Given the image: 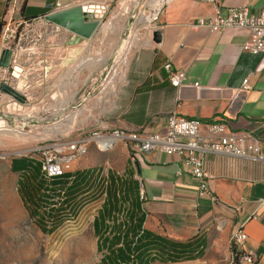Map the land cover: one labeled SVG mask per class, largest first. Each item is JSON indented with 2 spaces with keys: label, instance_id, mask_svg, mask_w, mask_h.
<instances>
[{
  "label": "crops",
  "instance_id": "crops-1",
  "mask_svg": "<svg viewBox=\"0 0 264 264\" xmlns=\"http://www.w3.org/2000/svg\"><path fill=\"white\" fill-rule=\"evenodd\" d=\"M12 1L21 8L24 4L47 8L48 13L57 3L72 6L88 3L0 0V32ZM242 5L258 12L264 9V0H168L157 23L159 41L139 48L132 56L126 83L117 94L118 122L122 129L160 131L165 128L166 116L175 112L204 123L221 120L232 131L247 134L264 155V52L260 56L245 52L246 31L226 29L211 33L206 28L194 27L201 18H209L216 12L225 16L230 8ZM77 38L79 47L86 49L90 40ZM169 62L175 70L186 73L179 88L171 85L164 68ZM12 160L10 168L19 179L20 173L13 170ZM205 163L211 176L208 184L212 195L200 196L199 181L190 175L183 158L158 151L139 155L133 169L134 178L140 183L142 205L140 212H134L130 225H136L135 216L143 215V229L151 235L137 242L129 264H234L233 231L242 223L247 234L244 252L256 255L257 264H264V206L260 204L264 200V162L209 154ZM95 183L97 180L89 184L91 191ZM75 185L72 176L64 187H54L55 193L67 195L58 210L63 222L53 233L70 221V215L74 217L76 206L85 197L83 194L70 197ZM59 204L53 205L54 209ZM254 214L258 219L251 218ZM154 236L168 239L169 253L185 258L165 262ZM95 237L102 258L108 253L107 244L96 234ZM240 254L238 264H248Z\"/></svg>",
  "mask_w": 264,
  "mask_h": 264
},
{
  "label": "rangeland",
  "instance_id": "rangeland-1",
  "mask_svg": "<svg viewBox=\"0 0 264 264\" xmlns=\"http://www.w3.org/2000/svg\"><path fill=\"white\" fill-rule=\"evenodd\" d=\"M85 2L91 3L84 5L86 10L101 21L86 49L79 47L74 34L40 19H14L21 23L9 49L16 62L2 78L25 102L0 97V264H99L101 260L93 220L103 199L70 215L59 231L42 232L18 194V174L10 168L14 157L60 162L64 172L100 168L103 177L125 178V172L136 166L127 140L118 138L105 150L98 137L122 129L116 98L126 83L132 56L155 43L154 1Z\"/></svg>",
  "mask_w": 264,
  "mask_h": 264
},
{
  "label": "built area",
  "instance_id": "built-area-1",
  "mask_svg": "<svg viewBox=\"0 0 264 264\" xmlns=\"http://www.w3.org/2000/svg\"><path fill=\"white\" fill-rule=\"evenodd\" d=\"M167 2L168 0L152 18V22L159 19ZM70 7L73 6L57 3L55 9L51 12ZM20 11L21 5L16 1H12L7 7L6 17L3 21L4 25L0 32V62L3 51L9 50L10 43L17 40L18 27L21 23L16 24L17 21H14V19L18 16L21 17ZM44 17H39L34 21L40 19L42 22L48 23ZM194 27L206 28L211 33H222L226 29L246 31L247 39L243 44L245 52L254 56H260L264 52V9L252 12L247 5L233 7L228 10L225 16L216 12L209 18L199 19ZM15 62L11 58L8 68L0 64V97L7 95L1 91V85L6 84L9 86L3 80L2 74H6ZM164 68L169 73L171 85L179 88L186 77L185 71L175 70L170 62ZM244 86L248 87L247 81H244ZM165 123V128L160 131H149L147 128L116 129L112 133L104 134L98 138L119 137L127 140V144L131 146L134 163H138L139 155L153 151L180 156L188 166L190 175L199 181L200 196L212 195L208 184L211 176L206 168V155L216 154L264 162V155L247 134L232 131L229 125L221 120L204 123L199 119L181 117L175 112L166 116ZM81 150L82 146L79 152ZM43 170L47 178H53L64 173L63 165L60 162L43 163ZM212 198L215 199L213 196ZM260 204L264 206V200H261ZM251 218L258 219V215L254 214ZM244 225V223L240 224L233 231L232 247L237 252L242 253L241 258L248 264H257L258 257L256 255L244 252L243 245L247 240Z\"/></svg>",
  "mask_w": 264,
  "mask_h": 264
},
{
  "label": "trees",
  "instance_id": "trees-1",
  "mask_svg": "<svg viewBox=\"0 0 264 264\" xmlns=\"http://www.w3.org/2000/svg\"><path fill=\"white\" fill-rule=\"evenodd\" d=\"M49 12L47 8H31L25 4L22 6L20 14L26 21H34L45 16ZM134 158V157H133ZM12 168L19 172L18 194L23 202L24 208L35 225L42 231L52 234L62 224L63 220L58 216V210L66 201L67 192L55 193L54 187H64L72 176L76 181L74 188H71V198L75 195L83 194L84 199L75 208L74 216L88 203L103 199L102 209L93 220V227L96 236L102 243L106 241L107 254H105L99 264H129L132 259L131 253L135 250L137 242L147 239L151 233L143 229L145 217L135 216L136 225L131 226L134 212H140L142 205L140 183L134 178L136 172L129 169L125 172V178H118L114 175L102 176V169H86L72 173L47 178L43 170V162L35 157L23 156L13 158ZM96 187L91 191L89 184ZM89 192V193H88ZM88 193V194H87ZM59 204L58 208L53 205ZM111 222V223H110ZM110 237V238H109ZM158 246L159 255L165 262H174L184 259L183 256L171 255L170 246H166L169 240L154 236ZM155 245V244H154ZM153 245V246H154ZM99 252L102 253L98 245ZM234 255V264H238L240 253L231 247Z\"/></svg>",
  "mask_w": 264,
  "mask_h": 264
},
{
  "label": "water",
  "instance_id": "water-1",
  "mask_svg": "<svg viewBox=\"0 0 264 264\" xmlns=\"http://www.w3.org/2000/svg\"><path fill=\"white\" fill-rule=\"evenodd\" d=\"M44 19L48 23L86 40H91L98 32L101 25V21L97 19L96 14L88 12L83 5H75L61 11L50 12L45 15ZM158 41L159 33L155 38V42ZM10 61L11 52L9 50L3 51L0 64L8 68L10 66ZM1 91L20 103L25 102V97L6 84L1 85ZM137 167L138 173H140L139 165H137Z\"/></svg>",
  "mask_w": 264,
  "mask_h": 264
},
{
  "label": "bare ground",
  "instance_id": "bare-ground-1",
  "mask_svg": "<svg viewBox=\"0 0 264 264\" xmlns=\"http://www.w3.org/2000/svg\"><path fill=\"white\" fill-rule=\"evenodd\" d=\"M154 3H153V11L155 14H157V12L160 10V8L162 7V4H163V0H153ZM94 6H91L89 9H93ZM86 9V8H85ZM88 12H92V11H89ZM98 19V17H97ZM148 20H151V17L148 16ZM118 138L119 137H110V138H107V139H99V143H100V146L105 149V150H108L110 148H112L114 146V144L118 141Z\"/></svg>",
  "mask_w": 264,
  "mask_h": 264
}]
</instances>
